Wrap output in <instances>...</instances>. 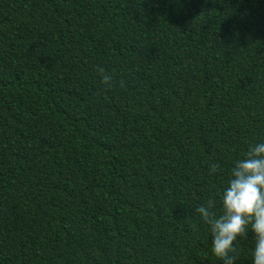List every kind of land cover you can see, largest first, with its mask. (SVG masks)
I'll return each instance as SVG.
<instances>
[{"label":"trees","instance_id":"obj_1","mask_svg":"<svg viewBox=\"0 0 264 264\" xmlns=\"http://www.w3.org/2000/svg\"><path fill=\"white\" fill-rule=\"evenodd\" d=\"M260 141L264 0H0V264H220L195 208Z\"/></svg>","mask_w":264,"mask_h":264},{"label":"clouds","instance_id":"obj_2","mask_svg":"<svg viewBox=\"0 0 264 264\" xmlns=\"http://www.w3.org/2000/svg\"><path fill=\"white\" fill-rule=\"evenodd\" d=\"M100 83L110 87L113 76L102 67L96 68ZM123 86V81H121ZM218 171L216 164L208 166V174ZM219 203L220 213L214 209ZM200 220L209 226L210 251L220 264H236L237 237L253 236L250 248L251 264H264V141L251 143L229 170L226 185L195 208Z\"/></svg>","mask_w":264,"mask_h":264}]
</instances>
